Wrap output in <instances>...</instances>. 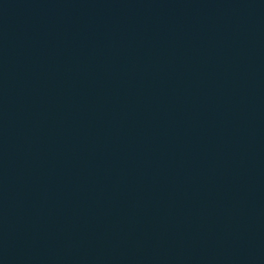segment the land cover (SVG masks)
Listing matches in <instances>:
<instances>
[{"label": "water", "instance_id": "1", "mask_svg": "<svg viewBox=\"0 0 264 264\" xmlns=\"http://www.w3.org/2000/svg\"><path fill=\"white\" fill-rule=\"evenodd\" d=\"M0 264H264V0H0Z\"/></svg>", "mask_w": 264, "mask_h": 264}]
</instances>
